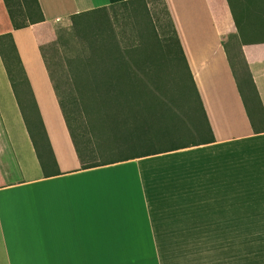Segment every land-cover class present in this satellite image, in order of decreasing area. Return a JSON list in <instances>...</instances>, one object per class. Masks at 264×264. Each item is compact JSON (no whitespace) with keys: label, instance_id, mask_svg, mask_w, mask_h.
<instances>
[{"label":"crops","instance_id":"obj_1","mask_svg":"<svg viewBox=\"0 0 264 264\" xmlns=\"http://www.w3.org/2000/svg\"><path fill=\"white\" fill-rule=\"evenodd\" d=\"M121 1L39 0L45 20L15 29L0 0L22 63L0 52V264L65 244L80 264H187L174 256L193 237L264 219V131L241 93L248 66L264 106V0H167L214 141L83 165L43 48L73 14Z\"/></svg>","mask_w":264,"mask_h":264},{"label":"trees","instance_id":"obj_2","mask_svg":"<svg viewBox=\"0 0 264 264\" xmlns=\"http://www.w3.org/2000/svg\"><path fill=\"white\" fill-rule=\"evenodd\" d=\"M4 1L15 29L45 20L39 0ZM161 1L168 22L165 24L159 17V28L149 20V0H123L71 16L75 19L77 25L75 29L81 38V46H72L70 39H66V36L72 35L73 32L69 31L66 35L62 34L60 30L57 32L58 44L67 43L68 47L73 48L76 52L67 59L71 69L70 79L76 93L68 94V102L60 97V103L77 152L86 167L215 140L167 0ZM119 6L124 7V15L127 16L123 29L116 27L112 21V14ZM92 17L94 20L90 19ZM139 18L142 20L141 23ZM135 22L139 25L136 28L139 30L140 42L134 44L128 40L125 43L126 28L129 25L133 26ZM5 46L10 49L19 70L22 69L12 33L0 34V52L6 63ZM172 68L175 69L176 75L171 70ZM164 71L170 72L174 83L182 90H180L182 98L184 94L187 96L184 104L192 118L196 116V112L186 91L187 81L194 88L203 117V122L200 124L197 122L195 125L194 132L199 137L198 140H193L191 143H175L157 150L120 155L109 154L111 156L105 157L104 154L124 144L122 138H125L126 130L133 133L136 128H139V131L143 132L153 125L159 130L158 132L166 133V130L162 128L165 118L170 113L166 109L172 110L171 107H175V104L167 103L164 99L166 95L160 90ZM246 72V78L249 80L256 102V109L259 108L261 113V116L257 114L258 120L253 115L242 86L241 93L255 131H264L262 99L248 66ZM78 106L81 107L83 114L89 120L88 123H91L99 131L95 133L96 136L99 134V137L94 147L90 145L89 141L83 143L77 129H73L70 124L71 119L75 123V109ZM104 131L107 132L105 136L102 134ZM102 137H104L103 141H101ZM94 158L97 159L94 160Z\"/></svg>","mask_w":264,"mask_h":264},{"label":"rangeland","instance_id":"obj_3","mask_svg":"<svg viewBox=\"0 0 264 264\" xmlns=\"http://www.w3.org/2000/svg\"><path fill=\"white\" fill-rule=\"evenodd\" d=\"M123 8L124 7L119 6L116 9L117 12L114 11L112 14V21L119 29H123L122 27L127 19V16L124 15L125 11ZM149 9V20L152 24H155L156 26L158 25L159 28V17L165 24L168 22L161 0H149ZM90 19L94 20L93 17ZM139 19L141 23L142 20L141 18ZM136 22L133 26L129 25L128 28H126L127 39L124 40L125 43L128 40L134 44L140 42L138 35L139 30L136 28L138 24ZM91 23H94V21H91ZM76 26L75 19L72 17L60 22L55 28V40L47 43L43 48L58 93L66 102L69 100L67 98L68 94L76 93L73 90V84L70 79L71 69L68 66L67 60L69 56H72L76 52L73 48L70 49L67 43L64 45L58 44L57 32L60 30L64 35L69 31L73 32L72 35L68 34L66 39H70L72 46H81L82 41L75 29ZM5 54L9 66L11 67V71L15 73L16 70H19V66L15 63V59L7 46H5ZM11 59L14 60L13 63ZM171 70L175 73V69L172 68ZM162 74L163 81L160 82V90L166 95L164 99H166L167 103H170L171 105L175 104V107H171L172 110H169L168 108L166 109L167 112L171 113H168L162 125V128L166 130V133L163 131L158 132L159 130L154 128L153 125L143 132L139 131V128H136L133 133L126 130L124 134L125 138H122L124 144H121L114 150H110L108 153L104 154L105 157L111 156L109 154L120 155L132 152L157 150L171 146L175 143H191L193 140H198L199 137L194 132L195 125L197 122H199V124L202 123L203 117L195 96L194 88L190 85V82L187 81L186 91L193 102L194 111L196 112V116L192 118L190 113L187 112V108L184 104L187 96L184 94L182 98V95H180L181 89L174 83V79L169 71H164ZM75 110V123L72 119L70 120L72 128L77 129L83 143L89 141L90 145L94 147V144L99 137V134L96 136L95 133L99 131L94 128L91 123H88L89 120L83 114L80 106ZM252 110L255 119L258 120L257 114L260 113L259 108L256 109L255 106L254 108L252 107ZM27 118L33 134L37 137V143L40 145L41 151L44 152L43 147H41L42 135L39 130V125L36 123V118L31 113H28ZM106 133L107 132L104 131L102 134L105 136L107 135ZM103 140L104 137L101 138V141ZM95 152L98 153L96 150ZM95 159L97 158H94V160ZM227 222L234 224V226H232V231H238L239 233L208 237H193L191 250L177 252L175 253L174 258L183 260L187 264H264V219Z\"/></svg>","mask_w":264,"mask_h":264},{"label":"clouds","instance_id":"obj_4","mask_svg":"<svg viewBox=\"0 0 264 264\" xmlns=\"http://www.w3.org/2000/svg\"><path fill=\"white\" fill-rule=\"evenodd\" d=\"M56 240L63 244L65 241L63 233L57 232ZM80 260L81 258L75 256L66 244L63 248L41 245L31 249L26 264H80Z\"/></svg>","mask_w":264,"mask_h":264},{"label":"flooded vegetation","instance_id":"obj_5","mask_svg":"<svg viewBox=\"0 0 264 264\" xmlns=\"http://www.w3.org/2000/svg\"><path fill=\"white\" fill-rule=\"evenodd\" d=\"M241 86L247 96L248 103L250 105V108L252 110V107L254 108L256 106V102L254 101L253 98V92L249 83V80L246 78V75L243 73L241 76ZM253 111V110H252Z\"/></svg>","mask_w":264,"mask_h":264}]
</instances>
